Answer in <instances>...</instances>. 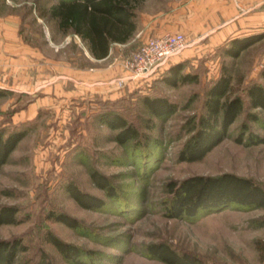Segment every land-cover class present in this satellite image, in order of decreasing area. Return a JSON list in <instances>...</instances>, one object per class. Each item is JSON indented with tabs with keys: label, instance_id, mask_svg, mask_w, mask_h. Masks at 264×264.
<instances>
[{
	"label": "rangeland",
	"instance_id": "obj_1",
	"mask_svg": "<svg viewBox=\"0 0 264 264\" xmlns=\"http://www.w3.org/2000/svg\"><path fill=\"white\" fill-rule=\"evenodd\" d=\"M165 1L145 0L143 8L152 13L163 9ZM54 3L0 0V132L3 137L22 134L0 168V212H15L14 223L0 224V242L18 240L25 248L14 264H36L41 250L52 264H70L45 242L48 232L95 253L105 264H163L147 252L149 245L160 243L207 264H264V229L257 223L263 210L227 209L194 222L169 219L164 211L165 187L171 181L232 173L264 186V146L234 141L243 122L264 136L261 110L251 111L261 117L257 125L247 121L245 108L227 137L201 161L177 160L190 136L189 123L203 114L207 88L218 76V48L183 61L186 49L172 60L185 65L181 74H197L196 84L172 88L163 81L166 70L146 82L132 81L123 63L143 40L115 45L107 59L96 62L78 37L65 36L48 20L46 12ZM246 64H240L241 72ZM237 76L229 98L243 93ZM144 96L165 97L176 111L155 119L142 104ZM106 109L161 143L152 148L158 163L146 178L140 160L114 141L117 131L98 121ZM94 172L109 181L112 196L92 182ZM73 190L102 200V206L80 207L71 197ZM49 214L76 220V229L49 219Z\"/></svg>",
	"mask_w": 264,
	"mask_h": 264
},
{
	"label": "trees",
	"instance_id": "obj_2",
	"mask_svg": "<svg viewBox=\"0 0 264 264\" xmlns=\"http://www.w3.org/2000/svg\"><path fill=\"white\" fill-rule=\"evenodd\" d=\"M55 1L46 12L48 20L56 23L57 28L65 35L78 37L86 47L94 61H101L109 56L114 45H125L136 31V22L140 7L144 0H53ZM253 43V39L237 41L226 53L236 58ZM171 65V66H170ZM170 66V67H169ZM183 64L168 65V75L163 80L170 87L178 84H196L197 74H181ZM164 71V70H163ZM166 72V73H167ZM264 80V68L260 72ZM140 82V81H139ZM232 78L223 66L219 78L213 80L206 91L203 103V114L194 123H189L190 136L178 152L180 163L199 162L227 135L228 130L245 108L247 121L262 124L261 117L251 111L264 112V88L251 83L244 89L243 95L229 98L232 90ZM0 95L1 92H0ZM142 104L155 119H167L176 111V105L162 96L142 97ZM98 121L111 130L117 131L115 142L133 152V160H140V167L150 175L154 170V151L161 143L128 122L121 114L106 109L98 115ZM152 128V127H151ZM22 139V134L13 133L3 137L0 132V168L6 163L9 155ZM236 144L251 147L264 146V136L253 133L247 122H243L239 135L234 139ZM154 167V168H153ZM92 182L108 196H112L113 188L109 181L96 172L91 174ZM168 200L164 205L165 215L169 219L194 222L203 216L219 213L227 209L239 211H264V186L252 179L240 177L232 173L216 176H191L181 181H171L165 187ZM71 197L82 208L98 209L102 200L73 190ZM13 209L0 212V224L14 223ZM49 219L76 229V220L64 214H49ZM258 223L264 229V218ZM45 242L70 264H105L93 252H84L76 246L64 243L48 232ZM25 251L18 240L0 242V264H14L19 252ZM149 255L163 264H207L201 258L180 253L166 244H153L147 247ZM99 256V255H98ZM82 259H88L86 262ZM36 264H52L48 255L41 250ZM114 264H119L117 261Z\"/></svg>",
	"mask_w": 264,
	"mask_h": 264
},
{
	"label": "crops",
	"instance_id": "obj_3",
	"mask_svg": "<svg viewBox=\"0 0 264 264\" xmlns=\"http://www.w3.org/2000/svg\"><path fill=\"white\" fill-rule=\"evenodd\" d=\"M165 2L166 6L163 9H156L152 13L145 12L142 3L134 37L127 44L137 38H141L144 43L151 37L181 33L186 39V49H189L187 54L181 56L183 61H190L196 57L200 59L204 56L201 52L218 48V76L215 79L219 78L224 66L232 78V87L237 74L240 75L237 77L242 84L240 89L242 92L251 83L264 88V80L260 78V72L264 68V0ZM244 39H253V43L241 51L238 57L233 58L226 53L237 41ZM243 60H246L248 68L241 72L240 64ZM205 65L210 68L212 63L209 65L207 62Z\"/></svg>",
	"mask_w": 264,
	"mask_h": 264
},
{
	"label": "built area",
	"instance_id": "obj_4",
	"mask_svg": "<svg viewBox=\"0 0 264 264\" xmlns=\"http://www.w3.org/2000/svg\"><path fill=\"white\" fill-rule=\"evenodd\" d=\"M187 48L181 33L151 37L123 63L127 78L146 82L163 72Z\"/></svg>",
	"mask_w": 264,
	"mask_h": 264
}]
</instances>
